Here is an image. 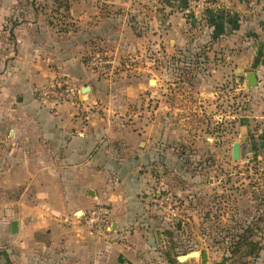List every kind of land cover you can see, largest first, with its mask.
Listing matches in <instances>:
<instances>
[{
	"label": "rangeland",
	"instance_id": "rangeland-1",
	"mask_svg": "<svg viewBox=\"0 0 264 264\" xmlns=\"http://www.w3.org/2000/svg\"><path fill=\"white\" fill-rule=\"evenodd\" d=\"M130 1L133 5H123ZM130 1L119 0L120 9L101 0L88 4L86 0H18L8 5L7 20L0 22V77L4 76V68H9L5 77L10 79H15L13 75L18 70L34 68L31 59L26 61L31 55L26 45L23 53L17 45L18 39L26 40L24 29L36 26L39 35L30 41L37 49L32 60L39 63L49 44L53 47L59 43L66 48L75 42L74 37L83 32V21L78 17L89 12L88 7L97 6L112 37L100 38L103 46L95 53L76 52L86 66L98 64L90 71L97 77L102 97L110 95L108 107L114 112L115 127L124 132L129 144L136 143L138 139L131 131L142 130L145 121L159 110L167 115L165 123L158 126L167 125L168 137L165 143L158 145V139L153 145L152 161L143 158V162L131 166L136 174L134 180L104 182L100 202L81 208L102 207L109 224L115 219L122 222L112 241L131 254L135 264H218L223 257L233 256L241 236L258 244L256 263L263 264L264 121L256 110L259 100L255 86L246 87L235 80L234 70L219 69L224 54L215 58L206 54L210 40L218 39L206 26L211 24L209 19H214L209 13L212 4L184 0L180 1L182 5H175L187 10L195 31L193 36H186L185 45L169 49L162 34L150 39L153 32L144 31L151 17L149 10L142 7L145 0ZM157 1L160 4L163 0ZM196 14L205 16L206 21H198ZM122 17L124 24L107 21ZM169 25L165 24L163 30ZM109 39L114 42H106ZM22 57L25 61L20 60ZM52 64L51 75L58 76ZM8 90L3 85L0 94ZM4 96L0 95V130L10 119V104L16 103L15 99L1 100L7 98ZM98 103L103 115V109L108 107ZM7 131H0V174L7 167L13 168L18 152L9 143L13 134ZM234 143L239 144L236 160L232 158ZM131 151L129 154H144L142 148ZM133 154L129 155L131 165ZM24 189L20 186L8 190L7 196L15 201ZM28 192H32L30 197L36 194L35 189ZM162 196L170 198L172 212L158 203ZM189 253L198 255L178 261V257ZM246 255L242 252L234 257L253 260Z\"/></svg>",
	"mask_w": 264,
	"mask_h": 264
},
{
	"label": "crops",
	"instance_id": "crops-1",
	"mask_svg": "<svg viewBox=\"0 0 264 264\" xmlns=\"http://www.w3.org/2000/svg\"><path fill=\"white\" fill-rule=\"evenodd\" d=\"M17 1L0 0V22L7 20L5 8ZM86 1L88 4L98 0ZM101 1L120 9L119 0ZM180 1L184 0H163L160 4L157 0H145L142 4L151 13L144 31L153 32L150 39L162 34L169 49L185 45L186 36H193L195 31L187 10L177 9ZM131 3L133 5L132 1L123 5ZM88 9L89 12L78 17L83 21L81 36L74 37L75 42L66 48L59 43L53 47L49 44L47 53L40 55L39 63L32 60L37 49L30 41L31 37L39 35L36 26L32 24V29L22 30L26 40L18 39L17 45L21 53L26 45L31 54L26 61L31 59L34 68L18 70L13 75L15 79L5 77L9 68H4V76L0 77L3 79L0 88L6 85L9 89L3 93L5 96L0 94L7 97L1 100H16L15 106L10 104L7 113L10 119L1 130L13 134L9 143L18 151L15 160L10 158L16 167H7L0 174V264H135L131 254L123 252L120 245L112 241L113 235L121 229L120 220L111 221L113 233L98 235L84 221L76 220L74 214L89 210L81 206L100 202L104 182L134 180L136 174L131 166L143 162V158L146 162L155 158L154 144L158 139V145L167 141V125L160 126L167 115L157 109L154 119L145 121L142 130L134 128L130 134L138 141L133 144L115 127L114 112L108 107L110 95L102 97L97 77L79 60L81 57L78 58L76 52L95 53L103 46L100 38L107 39L111 35L112 30L99 17L98 7ZM209 10L214 19H209L211 24L206 26L218 39L210 40L206 54L214 58L220 57L219 53L224 54V63L219 69L234 70L235 80H240L242 85L247 82L246 74L255 73L254 90L259 100L256 110L264 121V0H217ZM17 17L18 14L13 19ZM195 17L206 21L205 16L196 14ZM124 19L107 21L124 24ZM165 24H170L166 31L163 30ZM139 39L137 36L136 40ZM16 60L25 61L23 57ZM51 63L57 67L58 76L65 77L79 90L80 104L64 103L54 109L40 104L35 88L51 79ZM85 88H89L87 96L82 93ZM99 101L108 107L103 109V115L97 108ZM7 144L8 141L5 146ZM136 148H142L144 154H129ZM132 154L131 165L129 155ZM20 186L25 188L23 193L17 200H10L7 191ZM33 189L36 194L30 197L32 192L28 191ZM13 221L17 223L15 233L11 231Z\"/></svg>",
	"mask_w": 264,
	"mask_h": 264
},
{
	"label": "built area",
	"instance_id": "built-area-1",
	"mask_svg": "<svg viewBox=\"0 0 264 264\" xmlns=\"http://www.w3.org/2000/svg\"><path fill=\"white\" fill-rule=\"evenodd\" d=\"M217 0H198V4H206L210 6ZM98 64L94 63L87 66L89 69L97 68ZM95 72V71H94ZM37 98L41 105L54 109L64 103H69L73 106L80 104L79 90L71 85L66 79L53 76L42 87L35 90ZM160 205L167 206V210L173 211L170 206V198L168 196L160 197L158 202ZM74 218L78 221H84L88 224L92 232L102 235L110 232L111 226L108 223L107 212L102 207H94L87 211H82L74 214ZM65 221V220H64Z\"/></svg>",
	"mask_w": 264,
	"mask_h": 264
},
{
	"label": "trees",
	"instance_id": "trees-1",
	"mask_svg": "<svg viewBox=\"0 0 264 264\" xmlns=\"http://www.w3.org/2000/svg\"><path fill=\"white\" fill-rule=\"evenodd\" d=\"M213 14L211 15V17ZM238 242L235 244L233 250V256L231 258L223 257L222 260L218 264H257L256 259H258L260 248L257 243L249 240V238L244 239L243 236L238 238ZM246 252V257L252 256L253 260H248V258L240 257L236 259L234 256ZM173 264H178L176 261H172ZM264 264V263H263Z\"/></svg>",
	"mask_w": 264,
	"mask_h": 264
},
{
	"label": "water",
	"instance_id": "water-1",
	"mask_svg": "<svg viewBox=\"0 0 264 264\" xmlns=\"http://www.w3.org/2000/svg\"><path fill=\"white\" fill-rule=\"evenodd\" d=\"M246 80H247V82L245 83L246 87L256 86V84H257L256 78H255V73L251 72V73L246 74ZM150 84H154V81H150ZM82 93L83 94L89 93V88L83 89ZM232 158L234 160L239 158V144L238 143H234L233 144V147H232ZM11 231H12V233H15L17 231V223H16V221H13L11 223ZM197 255H198L197 253H189V254L180 256L177 259H178L179 262H183V261L187 260L190 257H197Z\"/></svg>",
	"mask_w": 264,
	"mask_h": 264
}]
</instances>
